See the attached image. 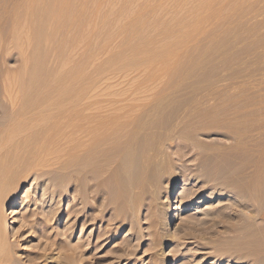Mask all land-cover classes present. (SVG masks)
Here are the masks:
<instances>
[{"label":"rangeland","instance_id":"1","mask_svg":"<svg viewBox=\"0 0 264 264\" xmlns=\"http://www.w3.org/2000/svg\"><path fill=\"white\" fill-rule=\"evenodd\" d=\"M48 1L27 19L19 5L23 0H0V131L16 107L6 103L5 79L10 73L24 76L26 59L41 62L39 74L50 77L45 80L71 79L86 60L84 74L95 76V95L92 88L87 94L100 103L96 110L108 108L98 111H111L126 123L111 141L116 148L111 147L112 164L104 165V156L93 160L94 169L83 166L92 169L84 175L90 184L77 181L74 167L67 173L53 166L58 158L69 163L73 152L44 162L41 168L51 174L31 171L17 181L4 209L11 257L0 264H162L165 259L171 264H264V0ZM15 27L26 37L30 32L31 45H38L41 50H34L41 55L30 54L31 45L13 46ZM134 50L143 51L125 57V51ZM36 81L32 89L42 87ZM244 181L254 182L260 197L245 195L252 189ZM174 182L179 186L172 207L185 202L178 232L160 220L159 203ZM90 189L98 192L95 200ZM17 198L22 205L13 208ZM244 220L255 224V240L239 238ZM107 223L112 233L100 236ZM96 239L101 244L91 250L106 260H90L91 252L81 257L85 262L67 258L69 243L96 244Z\"/></svg>","mask_w":264,"mask_h":264},{"label":"bare ground","instance_id":"2","mask_svg":"<svg viewBox=\"0 0 264 264\" xmlns=\"http://www.w3.org/2000/svg\"><path fill=\"white\" fill-rule=\"evenodd\" d=\"M65 1V0H64ZM126 1V0H125ZM50 1L48 0H23L22 5L21 3L19 4L20 7H22V10L25 12V14L27 15V19L34 16V14L36 13V9L38 8L39 5H41L43 8L47 5V3ZM70 2V1H69ZM99 2V1H97ZM12 3V2H11ZM18 3V2H17ZM16 3V4H17ZM67 4V0L66 2H64V4ZM117 3V2H116ZM126 3V2H125ZM156 3V2H155ZM130 4V3H129ZM68 5V4H67ZM71 5V4H70ZM69 5V6H70ZM76 5V4H75ZM74 5V6H75ZM85 5V4H84ZM125 5V4H124ZM153 5V4H152ZM160 6V5H159ZM13 7V6H11ZM84 8V6H82ZM91 7V6H90ZM125 7V6H124ZM46 8V7H45ZM137 8V7H136ZM98 9V6H97ZM160 9V7H159ZM39 10V9H38ZM84 10V9H83ZM116 10V9H113ZM136 10V9H135ZM82 13L84 11L80 10ZM93 11V9H92ZM99 11V10H97ZM96 11V12H97ZM156 11V10H155ZM79 12V11H78ZM80 12V13H81ZM88 13V11H87ZM18 14V13H17ZM38 14V13H37ZM35 14V16L37 15ZM47 14V13H46ZM76 15V14H75ZM73 17V19L77 18V16ZM78 15V14H77ZM91 15V14H90ZM89 15V16H90ZM97 15V14H96ZM133 15V14H132ZM152 15V14H151ZM15 16V15H14ZM62 16V15H61ZM48 17V16H47ZM133 17V16H132ZM151 17V16H150ZM46 18V17H45ZM78 17L77 19L80 21V19H82V14H81V18ZM72 19V20H73ZM14 20V19H13ZM47 20V19H46ZM56 20V19H55ZM77 20V21H78ZM90 20V19H89ZM88 20V22H89ZM92 20V18H91ZM90 20V22H91ZM118 20V19H116ZM156 20V19H155ZM15 21V20H14ZM71 21V20H70ZM76 21V20H75ZM76 21V22H77ZM18 22V21H17ZM44 22V21H43ZM42 22V23H43ZM48 22V21H46ZM58 22V21H57ZM69 22V21H68ZM73 22V21H71ZM121 22V21H120ZM150 22V21H149ZM70 23V22H69ZM117 23V22H115ZM59 24V23H58ZM74 25V23H71ZM97 24V23H96ZM30 25V24H29ZM115 25V24H114ZM35 26V25H34ZM54 26V25H53ZM52 26V27H53ZM72 25H69V27H71ZM118 26V24H117ZM116 26V27H117ZM144 26V25H143ZM142 26V27H143ZM49 27L50 24H49ZM74 27V26H73ZM119 27V26H118ZM117 27V29H118ZM38 28H42L44 29V27H38ZM54 28V27H53ZM52 28V29H53ZM113 28V27H112ZM133 28V27H131ZM141 28V27H139ZM31 27H28V30H30ZM48 30H50L49 28H47ZM96 28H94L93 31H95ZM99 29V28H98ZM136 29V27L134 28ZM143 29V28H141ZM39 30V29H38ZM45 30V29H44ZM122 30V27H121ZM137 30V29H136ZM27 31V30H26ZM54 31V30H53ZM113 31H115L113 29ZM135 31V30H134ZM139 31V29H138ZM137 31V32H138ZM40 34H42V32L44 31H39ZM46 32V31H45ZM52 32V31H49ZM122 32V31H121ZM124 32V31H123ZM122 32V33H123ZM129 32V31H127ZM126 32V33H127ZM137 32L135 31L134 33L137 34ZM29 33V37L25 36L24 31L21 29L19 30L18 27H15V29L13 30V34H12V38H11V42L12 44H14L13 46H15L16 44H23V45H29L28 47L30 48L33 44L32 39H34L33 36L30 35ZM91 33V32H90ZM89 33V34H90ZM130 33V32H129ZM46 34V33H44ZM93 34V33H92ZM113 34V33H112ZM33 35V34H32ZM49 35H52V33H49ZM82 35V34H81ZM111 35V34H110ZM114 35V34H113ZM111 35V36H113ZM116 35V34H115ZM32 38H31V37ZM92 37V36H91ZM90 37V38H91ZM94 35L91 39V41L94 40ZM118 37V36H117ZM116 37V38H117ZM100 38V37H98ZM114 38V37H113ZM101 39V38H100ZM110 39V38H109ZM96 40V39H95ZM107 40V39H106ZM106 40H105V44H106ZM115 40V39H114ZM111 40L110 41H113ZM108 41V40H107ZM108 41V42H110ZM130 41V40H129ZM97 42V40H96ZM116 42V40H115ZM140 42L142 43L143 40ZM36 43V42H35ZM93 43V42H92ZM98 43V42H97ZM104 43V42H102ZM144 43V42H143ZM142 43V44H143ZM20 44V45H21ZM104 44V45H105ZM113 44V43H112ZM31 45V46H30ZM98 45V44H97ZM138 45V43H137ZM37 46V47H36ZM34 45L31 47V50H29L30 54L32 52L33 55L38 54L41 55L40 53V47L38 48V45ZM94 46V44H93ZM102 46V45H101ZM104 48V47H101ZM15 47H18L17 45ZM20 47V46H19ZM23 47V46H21ZM25 46V50H24V54L26 50ZM27 47V49H28ZM127 47V46H126ZM126 47L124 48V50L126 49ZM24 48V47H23ZM35 48H38L40 50H38V52H36V50H34ZM94 48V47H93ZM97 48H99L97 46ZM105 48H108L107 46H105ZM110 48L111 45H110ZM115 48V47H114ZM113 48V49H114ZM119 48V47H117ZM129 48V47H127ZM133 48V47H132ZM130 48V49H132ZM143 48V46L141 47ZM92 49V48H91ZM99 49V51H100ZM116 49V48H115ZM129 49V50H130ZM112 50V49H111ZM117 50V49H116ZM123 50V49H122ZM133 50V49H132ZM44 51V50H42ZM96 51V50H95ZM94 50H92V52H95ZM114 51V50H113ZM128 51V50H127ZM125 51V57L127 56H134V55H138L140 53V51L143 50H134L133 52H128ZM28 51L26 52L25 55H27V53H29ZM119 52L120 49H119ZM104 53V52H103ZM124 52H122L123 55ZM96 56V52L94 53ZM115 54V53H114ZM31 55V56H33ZM121 55V54H120ZM122 55L120 57H122ZM36 56V55H35ZM91 56H94L93 53ZM117 56V55H116ZM119 56V55H118ZM30 57V55H29ZM28 57V58H29ZM112 57V55H111ZM124 57V60H125ZM132 57H127L128 59H131ZM27 58V57H26ZM33 58V57H32ZM114 58V57H112ZM116 58V57H115ZM114 58V59H115ZM113 59V60H114ZM26 63L23 65L25 68V71L23 70L22 72H24V76H21V74H19V72L17 74L14 73H10L7 75L6 79L7 80V84L9 86L8 88V94H6V100H8L6 103H9L10 106L15 105L14 109L12 108L10 114H9V118L7 120H5L7 122V126L5 128L2 127V130L0 131V261H2V259L5 260H9L11 257V247H12V242L11 239L8 235V227L5 224V220H6V216H5V207L8 204V202L10 201V199L12 198V195L15 191L16 185H17V181L21 180V178H25L28 176V174L31 175V171H35V174H38L39 176H47L50 173V171L52 170H44V168H41L43 163L47 160L56 158V157H63V155L69 153V152H73L72 156H70L69 154V159L71 158L70 162L67 163L64 161H60L59 158L56 160V162L54 161L53 166L55 168H57L56 165H58V169L59 168H63L65 169V171L69 170L68 168H73V173L77 174V181L81 182L82 184L87 181V179L85 178V172L89 173L90 170L94 169L92 168L91 164H93V160L97 157H106V160L104 159L105 164H110L111 163V150H112V146H111V141L113 139H115L113 136L114 135H118L117 133L119 132L117 129L124 123H126V121L123 119H119L117 117H114L115 115L110 111L107 112L108 108L103 109V107L101 108L102 111L107 110L106 113L102 112V111H98L101 109H98V104L96 99L92 97H89L90 94H87L88 90L90 91V89L94 87V90L96 88L95 81H93L94 79V74L91 75V77H89L90 75H87L86 73L89 72H85V69L89 66V63L86 62V60H84L82 63V67L80 66L79 69H76L73 73V76L71 79H67L66 77H60L58 79V77H56L57 79L54 80V78H51V80H47L50 79V77H48L46 80L45 78L39 74L41 72H38L39 69V65L42 64L39 61V63L37 62V60L35 61H30L26 59ZM33 60V59H32ZM110 60V59H109ZM112 60V61H113ZM116 60V59H115ZM121 61L123 60L120 59ZM123 60V61H124ZM118 61V60H117ZM25 62V61H24ZM86 62L88 64V66H86L87 64L84 63ZM95 63V62H93ZM92 63V66L95 68V64ZM118 63V62H117ZM86 66V67H85ZM91 66V68H92ZM126 66V65H125ZM22 68V69H23ZM96 69V68H95ZM93 69L95 72L96 70ZM90 70V69H89ZM88 71V70H87ZM94 72V73H95ZM65 74V73H64ZM86 75V76H85ZM63 76V74H62ZM94 76V77H93ZM93 77V78H92ZM53 79V81H52ZM93 79V80H92ZM37 80V81H36ZM35 81L39 84L42 83V87H37L32 89V83L35 85ZM17 86V87H16ZM39 86V85H38ZM17 89V90H16ZM93 90V88H92ZM93 90V94L95 95V91ZM3 95V94H2ZM2 97V96H1ZM0 97V98H1ZM3 98L5 99V97L3 96ZM97 98V97H96ZM3 100V99H2ZM98 100V99H97ZM127 100V99H126ZM1 101V99H0ZM100 98H99V102H100ZM3 101H1L2 103ZM204 102V101H202ZM0 103V104H1ZM97 103V105H96ZM102 103V101H101ZM213 103V102H212ZM5 104V103H4ZM8 104V105H9ZM12 104V105H11ZM217 104V103H216ZM6 105V104H5ZM95 105L97 106V108H95ZM102 105V104H101ZM145 105V104H144ZM210 105V104H209ZM207 106V105H206ZM214 106V105H213ZM217 107V105H215ZM253 106V105H252ZM1 107V106H0ZM125 107V106H124ZM122 107V109L124 108ZM127 107V106H126ZM125 107V110H126ZM121 108V107H120ZM119 109V108H118ZM121 109V110H122ZM198 109V108H197ZM201 109V108H200ZM111 110V108L109 109ZM124 111V109H123ZM2 113V112H1ZM9 113V112H8ZM120 113V111H119ZM197 114V113H196ZM195 114V116H196ZM8 115V114H7ZM6 115V116H7ZM119 115V114H116ZM123 115V114H122ZM5 116V117H6ZM120 116V115H119ZM123 117V116H121ZM252 117V116H251ZM4 118V117H3ZM131 118V117H130ZM253 118V117H252ZM47 120V121H46ZM49 120V121H48ZM251 120V119H250ZM254 120V119H252ZM2 121V120H0ZM4 121V122H5ZM243 121V120H242ZM5 122V123H6ZM135 125V124H134ZM121 126V127H122ZM117 130L118 132L115 133ZM72 133V138H69L68 134ZM68 133V134H67ZM134 134V133H133ZM71 136V135H69ZM131 136V135H130ZM86 137V138H85ZM83 139H86L85 141ZM136 139V138H135ZM240 139V138H239ZM133 141V140H132ZM114 142V141H112ZM132 144V143H131ZM114 146V144H112ZM119 145V144H117ZM126 145V144H125ZM128 145V144H127ZM133 145V144H132ZM103 148L102 151H97V149H101V147ZM158 146V145H157ZM235 146V145H234ZM112 147V148H111ZM116 147V144L115 146ZM118 148H121L119 146H117ZM126 148V146H125ZM122 148V149H125ZM114 149V148H113ZM130 149V148H129ZM78 150V151H77ZM80 150V151H79ZM86 151L83 155L82 153L80 154H76L77 152H82V151ZM116 150V148L114 149ZM113 151V150H112ZM118 151L120 152V150L118 149ZM122 151V150H121ZM75 152V153H74ZM124 153V152H123ZM148 153V152H147ZM151 153V152H150ZM76 154V155H75ZM120 154V153H119ZM125 154V153H124ZM120 155L121 156H124ZM115 155V154H114ZM131 155V154H130ZM116 156V155H115ZM127 156V155H126ZM152 156V155H151ZM150 156V157H151ZM118 157V156H117ZM244 158V157H243ZM250 158V157H249ZM115 159V158H114ZM96 160V159H95ZM117 160V159H115ZM128 160V159H127ZM163 160V159H162ZM130 161V160H129ZM147 161V160H146ZM119 162V160H118ZM143 162V161H142ZM144 163V162H143ZM152 162H150L151 164ZM154 163V162H153ZM162 163V162H161ZM101 164V163H100ZM112 164V163H111ZM114 164V162H113ZM158 164V163H157ZM160 164V163H159ZM158 164V166H159ZM49 165V164H48ZM85 165L90 167V170L88 171V169L86 170L85 168H83V166ZM102 165V164H101ZM149 165V161L148 164ZM96 166V165H95ZM109 166V165H107ZM155 166V165H154ZM163 166V165H162ZM44 167V166H43ZM97 167V166H96ZM99 167V166H98ZM101 167V166H100ZM105 167V166H104ZM126 167V166H125ZM128 167V166H127ZM161 167V166H159ZM108 168V167H107ZM143 168V167H142ZM147 168V167H146ZM254 168V167H253ZM67 169V170H66ZM129 169V168H128ZM163 169V167H162ZM252 169V168H251ZM100 170V169H99ZM114 170V169H113ZM255 169H252V171ZM98 171V170H96ZM108 171V170H107ZM126 171V170H125ZM63 172V171H61ZM72 171H70L71 173ZM93 172V171H92ZM157 172V170H156ZM232 172V171H231ZM240 172V171H239ZM56 173V172H55ZM68 173V171H67ZM66 173V174H67ZM153 173V170L152 172ZM238 173V172H237ZM65 174V172H64ZM155 174V173H153ZM151 174V175H153ZM158 174V173H157ZM224 174V173H223ZM236 174V173H234ZM239 174V173H238ZM58 175V174H57ZM70 174H68L69 177ZM80 175V177H79ZM156 175V174H155ZM154 175V176H155ZM228 175V174H227ZM74 176V175H73ZM71 176V177H73ZM75 176V178H76ZM81 176H83L81 178ZM120 176V175H119ZM153 176V177H154ZM59 177V176H58ZM63 177V176H62ZM67 177V176H65ZM67 177V178H68ZM127 177V176H126ZM152 176H149V178ZM38 178V177H37ZM53 178V177H52ZM64 178V177H63ZM74 178V180H75ZM92 178V177H91ZM131 178V177H130ZM49 179V178H48ZM57 179V178H56ZM71 180V178H69ZM69 179H67V181H70ZM86 179V180H85ZM219 179V178H218ZM255 179V178H254ZM55 180V179H54ZM66 180V178H65ZM229 180V179H228ZM236 181H241L240 175H237L235 178ZM22 182V181H21ZM53 182V181H52ZM91 182V181H90ZM257 182V181H256ZM89 183V182H88ZM225 183V181H224ZM53 184V183H52ZM55 184V183H54ZM81 184V185H82ZM90 184V183H89ZM99 184V183H98ZM262 184V183H261ZM74 185V184H73ZM80 185V186H81ZM88 185V184H86ZM130 185V184H129ZM220 185V184H219ZM218 185V186H219ZM243 185V183H242ZM244 185L247 186V188H251L252 191L248 192L247 194L245 193V195H251L253 196L255 199L257 196H259L257 194L256 188H255V183L251 182V181H244ZM263 185V184H262ZM107 186V185H106ZM178 182H174L171 185V189H170V193L169 195H167L166 197H164L161 202L159 203L161 206V211L163 212V216H161L160 220H163L164 225L169 226L172 228H174L175 230L173 232H178L179 227L176 225V221L178 218V215L180 213V210H182V206H185V202L182 201V206L181 207H177V208H173L172 207V203L174 202V197L176 195V190L178 189ZM249 186V187H248ZM55 187V186H54ZM57 187V186H56ZM69 187V185H68ZM220 187V186H219ZM84 188V187H83ZM89 188V187H88ZM108 188V186H107ZM58 189V188H55ZM87 189V188H86ZM97 189V188H95ZM119 189V188H118ZM240 189V188H239ZM78 190V189H77ZM91 193H93V199L95 200L96 196L98 195V192L95 191L94 189H90ZM99 190V189H98ZM107 190V189H106ZM127 190V189H126ZM231 190V189H230ZM233 190V189H232ZM231 190V191H232ZM236 190V189H235ZM259 190V189H257ZM54 191V190H53ZM237 191H239L237 189ZM88 192V193H89ZM233 192V191H232ZM236 192V191H235ZM58 193V192H57ZM120 193V192H119ZM227 193V192H226ZM238 193V192H237ZM259 193V192H258ZM90 194V193H89ZM76 195V194H74ZM100 195V194H99ZM261 195V194H260ZM79 197V196H78ZM238 197V196H237ZM241 197V196H240ZM260 197V196H259ZM92 199V200H93ZM130 199V198H129ZM255 199H252V208L254 209L255 204ZM72 200V199H71ZM242 200V199H241ZM251 200V199H249ZM70 201V200H69ZM73 201V200H72ZM98 201V200H97ZM95 202V201H94ZM110 202V201H109ZM72 203V202H71ZM20 205H22V201H20L19 198L16 199V203L14 205L13 208H17ZM95 205V204H94ZM257 205H258V200H257ZM84 206V205H83ZM256 207V206H255ZM239 208V207H238ZM263 208V207H262ZM55 209V208H54ZM95 209V208H93ZM110 209V208H108ZM49 211V210H48ZM110 211V210H109ZM52 212V211H50ZM50 212L48 213V215L50 214ZM133 212V211H132ZM252 212V211H251ZM256 212V210H255ZM53 214V212H52ZM162 214V213H161ZM160 214V215H161ZM47 215V216H48ZM79 215V214H78ZM76 215V216H78ZM87 216V215H86ZM113 216V215H112ZM50 218V216H49ZM85 218V217H84ZM163 218V219H162ZM103 219V218H102ZM255 219V218H253ZM80 220V219H79ZM86 220V219H85ZM88 220V219H87ZM245 221V220H244ZM250 221V220H249ZM30 222V221H29ZM78 222V220H77ZM81 222V220H80ZM83 222L85 223V221L83 220ZM87 222V221H86ZM31 223V222H30ZM29 223V224H30ZM83 223V224H84ZM88 223V222H87ZM33 224V223H32ZM86 224V223H85ZM255 225V224H254ZM253 225V222H248L245 221L241 224V228H240V234L238 235L240 239H248L250 238V240H255L254 238H258L256 237V234L252 233L255 232L256 230H254L253 228H255ZM109 226L111 227L110 224L107 223V225L105 226L104 229V233L103 235L100 234V236H104L106 235L108 232L111 231V228H109ZM253 226V227H252ZM34 227V226H32ZM85 227V226H83ZM103 227V226H102ZM257 229V228H256ZM259 230V229H257ZM114 231V230H113ZM259 232V231H258ZM112 233V232H110ZM133 233V232H132ZM260 233V232H259ZM72 234V232L70 233ZM109 234V233H108ZM264 234V233H263ZM68 236V235H67ZM65 238H68V237ZM99 236V235H98ZM110 236V234L108 235ZM108 236L106 238H108ZM73 237V236H72ZM237 237V236H236ZM261 237V236H260ZM96 238V237H95ZM101 238V237H100ZM238 238V237H237ZM96 244L95 242H89V243H84L82 240H78L76 242V244L69 243L70 244V254L67 256V258H71L73 257V259L77 260V259H81V257L83 255H85L87 252H91V257L90 260H95V261H102V260H106V256L101 257L98 256L97 253H93L92 250L93 249H98L97 247H99V245L101 244L99 241V239H96ZM103 240V237H102ZM107 240V239H106ZM260 240V239H259ZM245 241V240H244ZM255 242V241H254ZM66 243V241H65ZM100 243V244H99ZM237 243V242H236ZM95 244V245H93ZM104 244V243H103ZM242 244V243H241ZM63 245V244H62ZM92 246L90 249H88V246ZM72 246V247H71ZM69 248V246H67ZM88 251H87V249ZM238 248V247H237ZM245 248V247H244ZM243 248V249H244ZM256 248V245H255ZM62 249H67L66 247H62ZM92 249V250H91ZM122 250V249H121ZM119 250V251H121ZM95 251V250H94ZM43 253V252H42ZM240 253V252H239ZM36 256V255H35ZM39 258L43 257V254L39 253L38 254ZM244 256V255H243ZM250 256V255H249ZM112 257V256H111ZM245 257V256H244ZM247 257V256H246ZM255 258V257H254ZM261 258V257H259ZM32 259V258H30ZM112 259V258H111ZM250 259V258H249ZM70 260V259H69ZM109 260V259H108ZM114 260V259H113ZM120 259H118L119 262ZM251 260V259H250ZM71 261V260H70ZM81 261L83 262L84 260L81 259ZM111 261V260H109ZM80 262V261H78ZM85 262V261H84ZM117 262V263H118ZM171 260L170 259H165L162 264H171ZM61 263V262H60ZM87 263V262H86ZM255 263V262H254ZM83 264V263H82ZM112 264V262H111Z\"/></svg>","mask_w":264,"mask_h":264}]
</instances>
